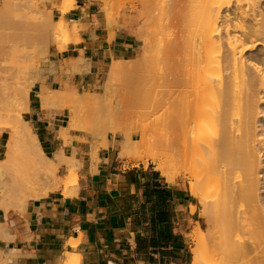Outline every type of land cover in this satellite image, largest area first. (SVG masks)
Listing matches in <instances>:
<instances>
[{
  "label": "bare ground",
  "instance_id": "1",
  "mask_svg": "<svg viewBox=\"0 0 264 264\" xmlns=\"http://www.w3.org/2000/svg\"><path fill=\"white\" fill-rule=\"evenodd\" d=\"M104 2L106 4L104 6H107L108 3ZM161 2L159 15L155 17L159 24L154 27L155 30L159 29V32L152 31V34L155 31L156 35L151 34L144 50L147 62L140 61L133 72L132 80L128 82L131 104L122 106V110L142 109L145 119L143 122L151 119L149 125L144 123L143 126L139 124L138 127H129L131 129L125 127L127 129L121 130L122 126L117 124L115 118V112H121L120 101H109L113 107L106 101L110 106L104 108L105 112L107 110L112 112L111 115L109 112L106 114L108 113L107 116L112 120L113 117L116 119L115 127H120L115 130V133L119 131L121 134L118 158L137 162L151 160L157 164L156 170L165 174L168 180L173 174L181 172L180 169L185 168L186 163L183 164L184 167L181 165L182 168L176 169L177 155L180 153L189 155L188 159L190 158L193 167L191 195L201 198L202 213L209 225L204 231L198 224L191 235L195 243L192 264H264V0H161ZM18 4L14 0H0V124L9 126L4 156L0 159V209L6 214L11 210L25 211L29 203L47 197L50 192L61 188L65 197L75 195L78 192V171L81 168V163L75 157L77 150L73 149L72 156L65 155L62 149L50 155L44 151L37 134L27 120L31 92L25 93V88L30 86L26 84L24 88L20 87L23 86L25 79L22 82L24 77L19 78L22 71L31 73L32 67V73H36L33 68L37 69L30 83L32 90L37 89L44 112L51 107L59 108L61 104L56 101H62L65 96L66 100L74 96L69 93L66 95L62 90L61 95H64L62 100H55L57 92L53 94L54 100L52 99L46 79L51 72L54 73L61 67L53 68L52 64L55 63L47 60L46 56L49 50L47 42L55 34L67 39L73 34L78 37L80 24L66 17L75 6V2L63 0L61 6L54 2L53 8L59 10L61 14L58 23L54 22L52 11L39 12L31 9L32 11L27 12ZM174 10L180 15L176 16V13L172 12ZM171 12L172 18L169 17ZM173 17L176 18L175 23ZM153 20L154 17L151 22ZM173 27L174 29L179 27L180 32L175 31L176 33H173L176 35L171 33L170 37V33H167ZM30 34L36 35L38 40H35V37L34 40L29 38ZM146 34L148 35L147 32ZM144 37L145 35L141 39ZM27 39L35 42L30 43L31 48L27 45ZM61 41L65 43L64 39ZM150 56L152 59H147ZM75 61L77 65L75 63H73L75 66L70 65L76 70H71L72 72L83 74L89 69L88 63L81 61V58ZM125 63L123 60H115L111 71L114 73L125 69L127 66ZM36 65H40L41 71ZM69 68L67 70H70ZM67 70L65 69L66 72ZM192 93L193 100L189 101ZM59 94L60 92L57 95ZM24 95L28 99L24 111H11L14 102ZM93 96L94 94H91L89 96L91 98L86 97L88 108L91 104H96L95 111L103 110L106 99L103 100L104 98L99 96L98 100L102 99L103 105L99 103L101 100L99 102L95 100L94 104L91 99L97 97ZM84 97L79 94L73 97L77 98V101L81 99L78 103L76 101L78 105L75 106V113L81 108L76 114L70 111L75 102L69 100L72 106L67 108L68 122L57 132L58 138L65 145L72 143L70 142L72 133L77 131L85 135L82 139L94 138V132L99 125L98 117L103 115L107 120L105 122L109 124L111 122L110 118L102 114L104 110L101 114L95 113L96 119L91 115L94 111L91 108L88 110L86 108L85 113L79 105ZM185 106L193 108V120H185L180 116L181 110L186 109ZM83 118L84 120L88 118V122L94 118L97 122L93 120L89 124H83ZM102 121L100 126L103 130L105 122ZM152 122L163 124V128L159 127L161 130L164 127L172 130V133L175 130L176 136H173V140L170 138L171 133L168 135L170 142H167L166 146L162 143L164 149H161V146L158 149L156 144L158 140H151L153 136H150V139L147 137L148 127L153 133L151 135L156 134L154 129H151V126H154ZM91 123H94L93 127ZM108 123H105L108 128L104 129L106 132L110 127ZM3 130L5 127H0V135ZM137 131L142 135L139 141L134 138ZM102 144L107 146L105 142ZM143 147L145 149L141 151ZM19 150L38 161L54 163L40 178V182L31 186L21 199L15 197L5 177V170L8 168L9 171L11 167L10 155ZM98 151L92 149V158L95 161H98ZM60 167L64 168L63 178L59 176ZM195 211L196 207L193 206L192 212ZM1 226L2 224L0 229ZM3 229L2 233L7 232L5 230L3 232ZM7 259L0 255L1 263L6 264ZM62 264H82L81 255L66 253Z\"/></svg>",
  "mask_w": 264,
  "mask_h": 264
},
{
  "label": "crops",
  "instance_id": "2",
  "mask_svg": "<svg viewBox=\"0 0 264 264\" xmlns=\"http://www.w3.org/2000/svg\"><path fill=\"white\" fill-rule=\"evenodd\" d=\"M74 2L66 17L80 24L78 37L71 35L63 50L54 48L50 60L59 68L82 57L89 69L71 76L57 69L47 80L52 90L63 83L70 89L92 90L102 84L115 60L129 58L137 47L126 29L111 32L99 0ZM53 16L59 19V10ZM28 114L45 152L62 149L72 156L73 149L77 150L79 187L69 197L63 195V188L50 192L29 203L26 212L6 214L0 209V224L4 225L0 255L8 258L6 264H62L66 253L81 255L82 264H189L187 236L199 215L197 210L192 212L197 204L187 189L176 180L168 181L150 165L125 168L118 158L120 140L116 136L107 138L98 161L92 158L91 146L81 142V133H72V143L65 145L57 132L66 126L68 112L58 108L44 112L37 91L30 95ZM5 140L3 132L0 155Z\"/></svg>",
  "mask_w": 264,
  "mask_h": 264
},
{
  "label": "rangeland",
  "instance_id": "3",
  "mask_svg": "<svg viewBox=\"0 0 264 264\" xmlns=\"http://www.w3.org/2000/svg\"><path fill=\"white\" fill-rule=\"evenodd\" d=\"M16 3H19L20 5H22V6H20L19 4V6L20 7H22L21 9H26V11L27 12H30V11H32V10H35V11H47V12H51L52 11V18L54 19V16H53V13H54V11L55 10H57V9H55V8H53V4H54V2L56 3V1L57 0H14ZM103 1V2H102ZM104 1H106L107 3H108V5L107 6H104V5H106L105 4V2ZM99 3L101 4V9H102V11H103V13L105 14V19H106V21H107V24H108V26H109V29L111 28V32H113L114 30H116V29H126L127 30V32L136 40V45H137V47H136V50H135V52L133 53V55H130L129 56V58H127V59H125V60H123V62L127 65V66H125V69H123V70H121V71H119V72H112L111 71V68H112V66H113V63H112V65L110 66V68H108L107 69V72L104 74V77H103V81H102V84L101 85H97L96 87H94L92 90H90V91H85V90H82V89H78L77 87H72V90L70 89V87L67 85V83H63L62 84V87L60 88V89H49V91H51V93H50V95H52L51 97H52V99L54 100V96H53V94L55 95L56 94V92H57V94H58V92H60V94H59V96H60V98H59V96L56 94L55 96H57V98L55 99V100H58V99H63V94L61 95V93H62V90H63V93L65 94L66 93V95H68V93H69V95H74L75 96V94H76V97H77V95L79 94L80 96H82V97H84L83 95H85V97L83 98L84 100L83 101H80V103H79V105L80 106H82V110H84V112H85V110H86V108H87V110L89 109V108H91L92 110H94L93 111V113H91V115H93L94 116V118L96 119L97 117V115L95 114L97 111H95L96 109V102H95V100H97L98 102L101 100V102H99L100 104H102V99H100V100H98V97L100 96V98L102 97V98H104L103 100H105L104 101V103L106 104L107 102H108V104L109 103H111L112 101L113 102H116V101H120V103H121V112H118V113H120V114H118L117 112H115L116 110H113V112H115L116 114H118V115H116L115 113V118L117 119V124L118 125H121L122 127H121V130H122V128H125V127H128V129H131V128H129V127H134V126H136V127H138V125L139 124H142L141 126H143L144 125V123H145V125L149 122V121H151V119H149V121L148 120H146V121H148V122H143V121H145V119L143 118V116H144V114H143V110L142 109H123L122 110V106H125V104L126 105H129V100H130V92H129V90H128V88H127V85H128V82L130 81V80H132V77H133V72H135L136 71V69H137V67H138V65H139V63H140V61H143V60H145V54H144V50H145V47H146V45L148 44V40H150L149 38H151L150 36H152L153 34H155L156 32L155 31H158L159 29H157V30H155V28L154 27H157V25L159 24V23H157V21H155V17H157L158 15H159V11H160V7H161V4H162V2H161V0H99ZM62 5V4H61ZM60 5V6H61ZM27 6H28V8H27ZM25 7V8H24ZM30 7V8H29ZM34 7V8H33ZM104 8H106V9H104ZM177 8V7H176ZM32 9V10H31ZM174 9V8H173ZM179 9V8H178ZM177 9V11H178V13H180V9L178 10ZM183 10V9H182ZM175 11V12H174ZM174 11H172L173 13H176V10H174ZM172 12L170 13V16L169 17H171V15H172ZM108 13H109V15L110 16H108ZM182 13V12H181ZM180 14H178L177 15V13H176V16H179ZM175 16V17H176ZM154 17V20L151 22V19ZM172 18V17H171ZM174 18V17H173ZM176 18H179V17H176ZM176 18H174L175 20H174V22L173 23H175L176 22ZM55 21V23H58L60 20L58 19V18H55L54 19ZM32 21V20H31ZM33 22V21H32ZM113 22V23H112ZM71 25H74L73 23H70ZM151 24V25H150ZM113 26V27H112ZM153 26V27H152ZM152 27V28H151ZM151 28V29H150ZM179 27H175V29H174V27H173V29H170V31L167 33V34H169L170 35V37H172V35H171V33H176V32H180V30L178 29ZM178 29V30H177ZM153 30H155L154 32H153V34H152V31ZM176 31V32H175ZM142 32V33H141ZM144 32H145V34H144ZM146 32L148 33V35L146 34ZM159 32V31H158ZM157 32V33H158ZM31 33V32H30ZM134 33V34H133ZM138 33V34H137ZM173 33V35H176V34H174ZM60 34V33H59ZM137 34V35H136ZM142 34H144L145 35V37L143 38L144 39V42H143V39H141V37L142 36H144V35H142ZM152 34V35H151ZM31 36L29 37V38H34L36 35H32V34H30ZM156 35V34H155ZM168 35V36H169ZM58 34H55L54 36H52V37H50V39H49V41L47 42L48 43V52H47V55L48 56H46V58H47V60H50V57H51V51L54 49V48H57L58 50H61L62 49V47H65V45L71 40V37L69 38V39H67V38H65V37H63V36H59ZM146 36H148V37H146ZM167 36V37H168ZM154 37V36H153ZM157 37H158V35H157ZM64 39V42L65 43H61L62 41L61 40H63ZM154 38H156V37H154ZM169 38V37H168ZM167 38V39H168ZM61 39V40H60ZM146 39V40H145ZM163 39H164V37H163ZM166 39V38H165ZM164 39V40H165ZM34 40V39H33ZM35 40H38L37 39V37H35ZM59 40V41H58ZM153 40V39H152ZM151 40V41H152ZM27 41V45H28V47H30L29 45H31L32 46V44H30L31 42L33 43V41H31L30 42V40H26ZM25 41V42H26ZM40 41V40H39ZM156 41V40H155ZM24 42V43H25ZM58 42V43H57ZM154 42V41H153ZM22 43H23V41H22ZM35 43V42H34ZM33 43V44H34ZM151 43V42H150ZM156 43H158L157 41H156ZM156 43H153L154 45L156 44ZM26 44V43H25ZM153 45V46H154ZM158 44H156V46H157ZM61 47V48H60ZM155 47V46H154ZM154 47H152V48H154ZM31 48V47H30ZM30 50V49H29ZM152 57H154V55L152 56ZM152 57L150 56V57H147V59H152ZM81 61H83V62H85V59H83L82 57H81ZM76 61L75 60H73V61H70V63L68 62V63H65V66L67 65H69L67 68H65V66H60L61 67V69L60 70H67L69 67V69L70 70H67V74H69V76H71L72 74H77V72H72L71 70H75V69H72V66H70V65H73V63H75ZM144 62V61H143ZM145 62H147V60H145ZM54 63V62H53ZM142 63V62H141ZM52 65H54V67L53 68H58V66H57V64L55 63V64H52ZM75 65H77V63H75ZM75 65H73V66H75ZM37 66V68H38V66H39V68H38V70L39 71H41V69H40V65H36ZM59 67V68H60ZM28 67H26V69H27ZM30 68V67H29ZM52 68V70L54 71V69ZM22 69H23V67H22ZM31 70H32V67L30 68ZM30 70V72L32 73V71ZM37 70V69H36ZM36 70H34V68H33V71L34 72H36L37 73V71ZM51 70V71H52ZM55 71H57V70H55ZM54 71V72H55ZM76 71V70H75ZM88 71V70H87ZM23 73H20V75H19V78H21V77H24V78H22V82L24 81V79H25V82H23V86H20V87H23L24 88V85H26L27 84V86H30L29 88L28 87H26L25 88V93L26 92H31L30 93V95H36V91H37V89L36 88H34L33 90L31 89V83H30V79H32L31 77H34L35 75L34 74H36V73H27V71L26 70H24V71H22ZM51 74H52V72H51ZM27 78H29V79H27ZM47 78H49V76L47 77ZM19 80V79H18ZM47 80L48 79H46V82H47ZM20 81V83H21V80H19ZM28 83H30V85H28ZM19 84V83H18ZM22 84V83H21ZM20 85V84H19ZM48 86V85H47ZM19 87V88H20ZM28 88V91L26 90ZM33 88V87H32ZM75 90V92H74V90ZM30 90H32V91H30ZM61 90V91H60ZM23 93H24V91H23ZM24 93V94H25ZM75 93V94H74ZM85 93V94H84ZM87 93H91V94H94V96H96L97 98L96 99H94L93 97V99H91L93 102H94V104L95 105H90V107L88 108V106H87V103H86V97H88V98H91V97H89V96H91V94L90 95H88ZM22 94V93H21ZM105 95V96H104ZM106 95H107V97H106ZM191 95V94H190ZM189 95V96H190ZM23 96V95H22ZM22 96H20L21 98L19 99V100H17V102H14V105H13V107H11L12 109H11V111H14V110H16V111H24V108H25V104H27L28 103V99H26V95H24V97H22ZM74 96H71L72 98H70L69 100L71 101V102H75L74 104H73V106H72V104L70 103V101L69 100H66V96H65V99H63L62 101H56V102H58V104L60 105V107L58 108V109H61V110H66L67 112L69 111L68 109H69V107H70V105L72 106V107H70L72 110H70V111H72V112H74L75 113V110H76V108H75V106L76 105H78L77 103L79 102V100H81V99H78V101H77V98H73ZM104 96V97H103ZM62 97V98H61ZM68 97H70V96H68ZM67 97V98H68ZM79 97V96H78ZM80 98V97H79ZM87 98V100H89ZM40 100V99H39ZM52 100V101H53ZM66 100V101H65ZM75 100V101H74ZM90 100V101H91ZM189 101L191 100H193V93H192V95L190 96V99H188ZM76 101H77V103H76ZM107 101V102H106ZM109 101H111V102H109ZM55 102V101H54ZM88 102V101H87ZM97 102V103H98ZM41 103V102H40ZM90 103V102H89ZM98 103V104H99ZM190 103V102H189ZM193 103V102H192ZM191 103V104H192ZM103 105V110H104V112H105V107H108V106H110V105H112V103L110 104V105ZM131 104V103H130ZM191 104H189L190 106H191ZM68 105V106H67ZM85 106V107H84ZM94 106V108H92ZM189 106V107H190ZM41 107H42V105H41ZM74 107V108H73ZM77 107V106H76ZM112 107H113V105H112ZM186 107V109H183V110H181L182 112H180V116L182 117V119H192L193 120V105H192V107H188L187 108V106H185ZM54 107H51V109H53ZM68 108V109H67ZM105 108V109H104ZM111 108V107H110ZM109 108V109H110ZM73 109H74V111H73ZM81 109V108H80ZM80 109L78 108V110L80 111ZM113 109H115V108H113ZM78 110L76 111V113H78ZM103 110H100V111H98L97 112V114H101V112L103 111ZM91 111V110H90ZM90 111H89V113H90ZM111 111V110H110ZM29 112V111H28ZM87 112V111H86ZM85 112V113H86ZM104 112H102V114H104V115H106V118H110V121L112 122H110V124L108 123V122H105V121H107L105 118H104V116L102 115V116H100V117H98V119L100 120V123H99V120H98V122L97 121H95V119L94 118H92L95 122H97V124H99L98 125V129H97V131H96V128L94 129V131H96V132H94L95 134H94V138H89L88 140L87 139H82L81 141L83 142L84 140H85V143H87V144H89L90 146H91V149H93V148H95L97 151L98 150H100V148L104 145V144H102V142H105V144L106 145H108V140L106 141V139L109 137V138H113V137H115L114 136V134L116 135V134H120L119 133V131L117 132V133H115L116 131L115 130H117L118 128L120 129V127L119 126H117V127H115V120H114V114H112V117H113V120L111 119V117L109 116H107V114H106V112H109V110H107L105 113ZM75 113V114H76ZM80 113V112H79ZM81 113H83L82 111H81ZM110 113H112V112H109V114ZM95 114V115H94ZM69 115V114H68ZM87 115H89L88 113H87ZM111 115V114H110ZM92 116V117H93ZM91 117V116H90ZM103 117V118H102ZM89 118V117H88ZM88 118H85V120H84V118H83V121H82V123L83 124H89V122H92V121H90L89 120V122H88ZM104 120V122L105 123H108V126H110L109 127V130L106 132L105 130H107L108 128H107V125L105 124V126H106V128H104L105 126H104V124H103V130L101 129V127L102 126H100V124L102 125V123L101 122H103L102 120ZM144 119V120H143ZM27 120H29V124H30V126L32 127V129H33V131L36 133V129H35V127L33 126V124L31 123V121H30V117H29V114L27 113ZM67 120H68V118H67ZM87 120V121H86ZM86 121V122H85ZM159 122V121H158ZM157 122V124H153V122H152V125H154L153 127L151 126V129H154V132L156 133V134H158V135H156V134H154V135H151V134H153L151 131H149V127H148V135H147V137H149V139H150V136H153V137H151L152 139V141H154V140H158L157 142H156V144L158 145V149L159 148H161V149H164V145L166 146V143L167 142H170V140H168V139H172L173 140V136H176L175 134L176 133H174L175 132V130H174V134L172 133V130L170 131V129L168 128L167 129V127L165 128L164 127V129H166V130H164V129H159V127H162L163 128V124L161 125V124H159V123H161V122H159L158 123ZM156 123V122H155ZM94 125V123H91V126L93 127V125ZM116 124V125H117ZM148 125H149V123H148ZM95 126H97V125H95ZM0 127H5V130H3L2 132H4L5 133V138H6V140H5V142H4V147L2 148V150H1V152H2V154L0 155V159L1 158H3V156H4V152H5V144H6V142H7V139H8V137H9V131H8V129L7 128H9V126L8 125H3V124H0ZM99 127H100V130H99ZM158 127V128H157ZM117 128V129H116ZM105 129V130H104ZM125 129H127V128H125ZM133 129V128H132ZM137 129V128H136ZM172 129V128H171ZM98 130H99V132H98ZM124 130V129H123ZM133 130H135V129H133ZM156 130H158L157 132H156ZM161 130V131H160ZM167 130H169V131H167ZM104 131L106 132V134L104 133ZM147 131V130H146ZM164 132V134H163V132ZM78 132V131H77ZM102 132V133H101ZM170 132V133H169ZM74 133V132H73ZM78 133H80V132H78ZM96 133L98 134V135H96ZM165 133H166V135H165ZM168 133V134H167ZM171 133H172V136H170V138H168V135H171ZM81 134H83V133H81ZM134 134H135V132H134ZM162 134H163V136H164V138H162ZM96 135V136H95ZM103 135H105V136H103ZM141 132L140 131H137V134H136V136L134 137L135 139H137L138 141L140 140V138H141ZM155 135H156V138L154 139V137H155ZM85 135L83 134V137H84ZM166 136V137H165ZM103 137H104V140L105 141H103ZM119 140H121V134L120 135H117L116 136ZM146 137V136H145ZM160 139H159V138ZM162 139H164L163 141H162ZM167 139V140H166ZM171 140V141H172ZM91 142V143H90ZM107 142V143H106ZM93 143V144H92ZM120 143V142H119ZM155 143V142H154ZM154 143H152V144H154ZM159 143V144H158ZM162 143H165L163 146H162ZM102 145V146H101ZM96 146V147H95ZM152 146V145H151ZM161 146V147H160ZM103 147H105V146H103ZM107 147V146H106ZM153 147H155V145L153 146ZM145 148L143 147L142 149H141V151H143ZM154 149V148H153ZM158 149H156V150H158ZM118 150H119V147H118ZM156 150H152V152L153 151H155L156 152ZM161 151L162 150H160V153H161ZM47 152V151H46ZM99 152V151H98ZM158 152H159V150H158ZM165 151H163V153H164ZM48 154V153H47ZM48 155H50V154H48ZM188 157H189V155L187 156L186 154H183V153H180V154H178L177 155V157H176V159H177V168L176 169H180L179 167H181L182 168V166L184 167V165L183 164H185V168L183 169H180L179 171H181V172H179L178 174L176 173V174H173L169 179H168V181H174V180H176L174 183H180V185L183 187V188H185V189H187V191L191 194V184H190V182H192V179H193V167H192V165L190 164L191 163V161H190V158L188 159ZM9 158V157H8ZM10 158H11V167H9L10 168V170L8 171V168H7V170H5L6 171V183L9 185L10 184V187L12 188V190L14 191V195H15V197H17V199H21L23 196H24V194L25 193H27L28 192V189L31 187V186H34L35 184H38L39 182H40V178L45 174V173H47V171H49L50 169H51V167L53 166V164L54 163H49V162H47V161H38L37 159H35L34 157H32L31 155H29L28 153H25V152H22V151H18V152H14L13 154H12V156L10 155ZM120 161H121V164L125 167V168H128V167H131V166H138V165H144L145 167H147V166H151V167H153V168H157V164H154L151 160H142V161H134V160H131V159H119ZM8 161V160H7ZM148 163H147V162ZM9 162V161H8ZM8 162H6V164L8 163ZM10 163V162H9ZM9 163H8V165H9ZM182 165V166H181ZM187 165V166H186ZM188 167V168H187ZM188 170H189V172H188ZM163 177H165L166 178V175L165 174H163L162 172H160V171H158ZM173 172H175V170H173ZM64 168L63 167H60V170H59V176L60 177H62L63 178V176H64ZM167 179V178H166ZM201 191H202V189H201ZM194 199H195V201H196V210L198 211V215H199V217H197V220H199V222L198 223H196L194 226H193V229H192V232L187 236L188 237V239H189V242H190V261H189V264H192V258H193V249L195 248V243L193 242V240H192V237H191V235L193 234V232H195V230H196V228L200 225L201 227H202V229H204V231H206L208 228H209V225H208V223H207V221H206V219H205V217H204V214L202 213V211H203V204H202V200H201V198L200 197H194ZM199 224V225H198ZM0 264H3V262L1 263L0 262Z\"/></svg>",
  "mask_w": 264,
  "mask_h": 264
}]
</instances>
